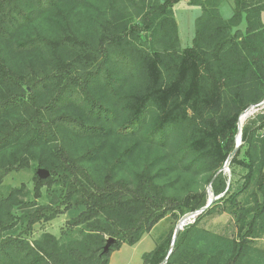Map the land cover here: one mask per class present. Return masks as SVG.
Returning <instances> with one entry per match:
<instances>
[{
	"label": "trees",
	"instance_id": "trees-1",
	"mask_svg": "<svg viewBox=\"0 0 264 264\" xmlns=\"http://www.w3.org/2000/svg\"><path fill=\"white\" fill-rule=\"evenodd\" d=\"M0 0V264H110L204 210L144 264H264V0ZM245 175L223 173L226 164ZM34 171L26 185L14 174ZM49 176L42 178L38 172ZM46 189L48 203L41 204ZM68 214L66 240L35 226ZM227 214L215 233L204 219ZM109 239L115 242L109 247Z\"/></svg>",
	"mask_w": 264,
	"mask_h": 264
},
{
	"label": "rangeland",
	"instance_id": "rangeland-1",
	"mask_svg": "<svg viewBox=\"0 0 264 264\" xmlns=\"http://www.w3.org/2000/svg\"><path fill=\"white\" fill-rule=\"evenodd\" d=\"M232 9H233V0H227L224 3L221 10L223 16L225 18H229L232 15ZM174 10H175L176 20L179 24L182 48L183 49L189 48L192 46L194 33H195V22L196 19L201 14V9L198 7L190 6L188 4V0H184L181 3L177 4ZM263 110H264V103L258 106H251L244 112V113L249 112V116L247 120L244 122V124L241 127L239 126L238 137L239 136L242 137L243 128L252 120H254L256 116L259 113H261ZM223 173L227 175L230 180H233L238 184L243 181V177L245 175V172L241 167H237L235 170H233L230 167V163L226 164L225 168L223 169ZM22 185H26L33 195L34 171L30 170L25 172L14 173L10 175L4 183L3 190L5 191L6 188L8 187H14V188L21 187ZM207 191L210 194L209 202H211V205H213V203L218 198L214 197V193L211 188H208ZM43 193H44V197L39 202L41 204H47L48 198H47L46 189L43 190ZM188 216L190 215H187L186 217ZM68 219H69V215L64 214L50 223H40L36 225L33 238L37 239L43 233L48 232L54 234L58 238H61L63 241L66 240V237L64 235L69 231V228L67 227ZM182 219L176 221L175 219L168 217L165 220L161 221L138 244L134 246L124 245L120 251L113 253L110 264H144V256L148 253H151L156 248V246L159 243H161V241H164L166 238L170 237V235L174 234L177 226L179 225ZM188 221L186 223L187 224L186 226L191 225L195 222V221L192 222L191 221L188 222ZM200 226L215 233H224L228 229L232 228V219L227 214H215L211 217L204 219ZM184 229L182 231H184ZM258 244L261 247H264V238L259 240Z\"/></svg>",
	"mask_w": 264,
	"mask_h": 264
},
{
	"label": "water",
	"instance_id": "water-1",
	"mask_svg": "<svg viewBox=\"0 0 264 264\" xmlns=\"http://www.w3.org/2000/svg\"><path fill=\"white\" fill-rule=\"evenodd\" d=\"M241 146V139L238 140L237 139V147H236V150L234 152V154L238 151V149L240 148ZM230 162H228L227 164H229ZM39 176L42 177V178H45V177H48L49 176V172L45 171V170H40L38 172ZM209 206H211V202H209L208 206L204 209L206 210L207 208H209ZM204 210H201L199 212H196V213H193V214H190V217H198ZM183 220V219H182ZM181 232L180 228L177 226L175 232H174V236H173V239H172V242H171V247H170V250H169V254H168V257L166 258V260L169 259L172 251H173V248L175 246V243L177 241V238H178V235L179 233ZM115 242V239H109L108 241V246L106 248V251H108L109 247Z\"/></svg>",
	"mask_w": 264,
	"mask_h": 264
},
{
	"label": "bare ground",
	"instance_id": "bare-ground-1",
	"mask_svg": "<svg viewBox=\"0 0 264 264\" xmlns=\"http://www.w3.org/2000/svg\"><path fill=\"white\" fill-rule=\"evenodd\" d=\"M251 112V111H250ZM248 116H249V112H246V113H244L241 117H240V119H239V126L241 127L243 124H244V122L247 120V118H248ZM242 129V128H241ZM241 132V131H240ZM241 139V136H239L238 137V140H240ZM191 219V220H190ZM188 220H190V221H192L193 220V217H190V216H188V217H185L183 220H181V222L179 223V225H178V227L180 228V230L182 231L183 229H184V227L187 225L186 223H187V221ZM190 221H188V222H190Z\"/></svg>",
	"mask_w": 264,
	"mask_h": 264
},
{
	"label": "built area",
	"instance_id": "built-area-1",
	"mask_svg": "<svg viewBox=\"0 0 264 264\" xmlns=\"http://www.w3.org/2000/svg\"><path fill=\"white\" fill-rule=\"evenodd\" d=\"M196 218H197V217H193V220H192V221H195ZM192 221H191V222H192Z\"/></svg>",
	"mask_w": 264,
	"mask_h": 264
}]
</instances>
